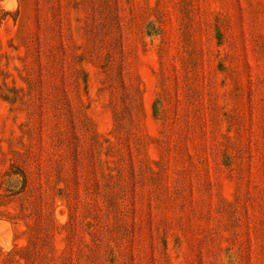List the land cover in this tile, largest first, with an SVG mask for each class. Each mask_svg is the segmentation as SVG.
I'll return each mask as SVG.
<instances>
[{
  "label": "rangeland",
  "instance_id": "rangeland-1",
  "mask_svg": "<svg viewBox=\"0 0 264 264\" xmlns=\"http://www.w3.org/2000/svg\"><path fill=\"white\" fill-rule=\"evenodd\" d=\"M0 264H264V0H0Z\"/></svg>",
  "mask_w": 264,
  "mask_h": 264
}]
</instances>
